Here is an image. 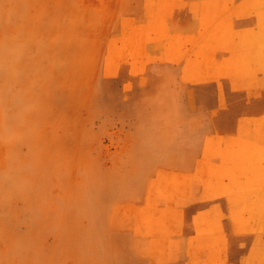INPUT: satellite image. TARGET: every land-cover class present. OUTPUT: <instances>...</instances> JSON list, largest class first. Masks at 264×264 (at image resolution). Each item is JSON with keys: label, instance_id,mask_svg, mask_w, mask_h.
I'll use <instances>...</instances> for the list:
<instances>
[{"label": "rangeland", "instance_id": "obj_1", "mask_svg": "<svg viewBox=\"0 0 264 264\" xmlns=\"http://www.w3.org/2000/svg\"><path fill=\"white\" fill-rule=\"evenodd\" d=\"M263 1L0 0V264H214L188 210L256 187L217 129L264 111Z\"/></svg>", "mask_w": 264, "mask_h": 264}, {"label": "crops", "instance_id": "obj_2", "mask_svg": "<svg viewBox=\"0 0 264 264\" xmlns=\"http://www.w3.org/2000/svg\"><path fill=\"white\" fill-rule=\"evenodd\" d=\"M263 13L264 1L257 5L254 14L243 21L239 32L244 34L245 41L252 43L259 40L255 33L264 31ZM262 50H264V46L260 47L258 55ZM259 64L261 65L259 70L264 71V64ZM262 108L256 109L251 114L250 120L256 122L255 127L243 125L242 122H246L248 118L246 111L243 117L234 119L233 123L239 120L238 123L229 127L225 125L223 128H218L217 131L225 138L235 137L241 141L250 140L257 148L264 149V126H258L259 122L264 121ZM207 136L209 137V134ZM202 142L204 145L206 141L203 139ZM245 167L256 169L255 176L252 177V180H256V187H254V183H250V188H244L245 183L240 184L238 189L232 190L228 186V180L225 179L223 193L199 200L188 210L193 222V234L198 226L197 217L202 215H208L210 218L215 215L217 231L209 237L207 242L184 243L182 246L183 256L186 253L185 250L192 245L194 250L205 249L209 261L213 260L214 264H264V161L246 164ZM202 255L205 256V254Z\"/></svg>", "mask_w": 264, "mask_h": 264}]
</instances>
